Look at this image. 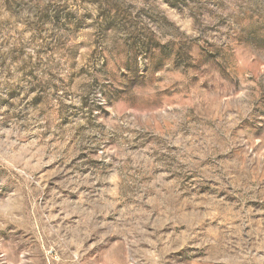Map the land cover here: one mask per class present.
Returning a JSON list of instances; mask_svg holds the SVG:
<instances>
[{
    "label": "rangeland",
    "instance_id": "rangeland-1",
    "mask_svg": "<svg viewBox=\"0 0 264 264\" xmlns=\"http://www.w3.org/2000/svg\"><path fill=\"white\" fill-rule=\"evenodd\" d=\"M0 264H264V0H0Z\"/></svg>",
    "mask_w": 264,
    "mask_h": 264
}]
</instances>
